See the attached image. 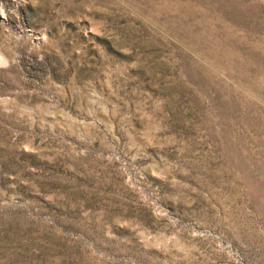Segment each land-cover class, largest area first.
<instances>
[{
    "label": "rangeland",
    "instance_id": "obj_1",
    "mask_svg": "<svg viewBox=\"0 0 264 264\" xmlns=\"http://www.w3.org/2000/svg\"><path fill=\"white\" fill-rule=\"evenodd\" d=\"M0 264H264V0H0Z\"/></svg>",
    "mask_w": 264,
    "mask_h": 264
}]
</instances>
